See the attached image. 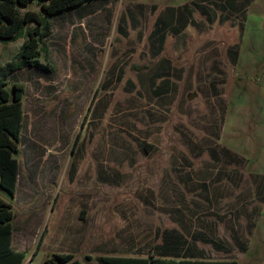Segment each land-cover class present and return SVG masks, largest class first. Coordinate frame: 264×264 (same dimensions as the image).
<instances>
[{"label":"rangeland","instance_id":"1","mask_svg":"<svg viewBox=\"0 0 264 264\" xmlns=\"http://www.w3.org/2000/svg\"><path fill=\"white\" fill-rule=\"evenodd\" d=\"M49 20L50 71L7 84L25 89L17 190L0 187L21 264H264V0H100ZM22 41L0 43V69Z\"/></svg>","mask_w":264,"mask_h":264},{"label":"trees","instance_id":"2","mask_svg":"<svg viewBox=\"0 0 264 264\" xmlns=\"http://www.w3.org/2000/svg\"><path fill=\"white\" fill-rule=\"evenodd\" d=\"M100 0H0V43L7 44L22 38L16 58L0 69V187L13 198L18 177L20 134L22 129V100L24 86L15 82L7 89L8 77L18 70L37 69L48 73V63L39 61L48 53L46 39L51 34L50 18L63 11ZM104 1V0H102ZM35 5L37 10H30ZM14 213L10 203L0 198V264H21L24 252L12 247ZM38 244L34 254L39 248ZM86 259L91 256L86 255ZM96 264H217L194 259L148 258L98 255ZM43 264H82L71 254L54 253ZM223 264H239L230 261Z\"/></svg>","mask_w":264,"mask_h":264},{"label":"crops","instance_id":"3","mask_svg":"<svg viewBox=\"0 0 264 264\" xmlns=\"http://www.w3.org/2000/svg\"><path fill=\"white\" fill-rule=\"evenodd\" d=\"M47 40V39H46ZM26 69H30V68H26ZM18 71H20V70H18ZM17 72V71H16ZM16 72H14V73H16ZM13 73V74H14ZM18 177H17V183H16V190H17V186H18ZM16 192V191H15ZM15 195V194H14ZM12 236H13V234H12ZM13 247V246H12ZM16 250V249H15ZM17 251H19V250H17ZM21 252H24V250H22Z\"/></svg>","mask_w":264,"mask_h":264}]
</instances>
